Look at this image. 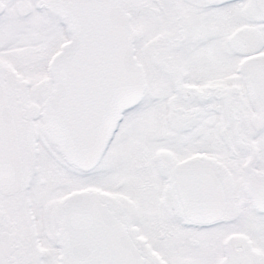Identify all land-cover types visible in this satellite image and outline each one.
Masks as SVG:
<instances>
[{
  "label": "snow or ice",
  "instance_id": "snow-or-ice-1",
  "mask_svg": "<svg viewBox=\"0 0 264 264\" xmlns=\"http://www.w3.org/2000/svg\"><path fill=\"white\" fill-rule=\"evenodd\" d=\"M0 264H264V0H0Z\"/></svg>",
  "mask_w": 264,
  "mask_h": 264
}]
</instances>
